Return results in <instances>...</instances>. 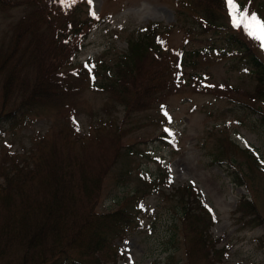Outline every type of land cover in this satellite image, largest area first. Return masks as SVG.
I'll return each mask as SVG.
<instances>
[{"label":"trees","instance_id":"obj_1","mask_svg":"<svg viewBox=\"0 0 264 264\" xmlns=\"http://www.w3.org/2000/svg\"><path fill=\"white\" fill-rule=\"evenodd\" d=\"M191 1L198 9L201 29L229 35L228 49L203 48L189 53L181 48L169 54L172 50L163 32H158L160 24H152L128 38L126 51L116 60L108 63L99 56L75 68V53L95 23L88 12L82 20L73 11L60 13L61 0H0V11L25 9L1 54L0 134L5 126H28L43 110L54 111L58 123L49 136L33 140L21 157L9 152L0 155V264L116 262L114 241L141 226L145 207L134 198L132 210L97 213L95 206L103 181L115 166L119 165L117 182L121 183L129 174L131 158L150 155L147 149L123 144L122 139L136 129L139 113L165 101L171 84L168 63L175 71L172 82L178 84L190 55H232L234 61L250 67L247 72L257 85L251 100L264 102V60L249 36L239 28L229 30L225 0ZM247 4L248 0L239 2L241 9ZM238 31L247 39L239 40ZM85 78L91 90L108 95L112 107L122 106L121 121L134 123L131 128L105 122L93 137L82 139L70 104L82 91ZM104 111L108 114V107ZM98 130H113L111 142L106 143ZM235 179L242 183L238 175ZM174 197L181 199L177 216L187 257L208 262L216 257L219 261L222 249L215 248L217 242L208 234L215 218L203 208L201 195L186 186L175 189ZM236 210L249 218L247 224H264L252 196L240 199ZM258 241L264 246V233Z\"/></svg>","mask_w":264,"mask_h":264},{"label":"rangeland","instance_id":"obj_2","mask_svg":"<svg viewBox=\"0 0 264 264\" xmlns=\"http://www.w3.org/2000/svg\"><path fill=\"white\" fill-rule=\"evenodd\" d=\"M193 2L92 0L90 4L89 0H66L60 13L73 11L82 20L87 10L95 13L91 14L95 23L75 53L73 66L99 56L108 63L116 60L126 51L128 38L136 37L152 24H160L158 32H163L172 50L169 54L181 48L189 53L203 48L228 49L229 35L201 29ZM246 8L264 20V0H248ZM24 15V8L0 11V62L13 26ZM226 24L231 32L238 29L231 19ZM170 26V33H165ZM239 30L247 35L243 27ZM236 33L242 36L236 35L239 40L247 39L240 31ZM249 42L264 60V48L252 38ZM168 68L171 84L165 101L139 113L136 129L122 139L123 144L147 149L150 155L131 158L129 174L121 183L117 182L119 165L115 166L105 177L95 206L97 213L132 210L136 203L133 200L142 197L146 208L141 226L126 233L122 240H115L116 262L107 264H264V246L258 241L264 224H247L249 218L236 210L240 199L252 196L264 219V102L251 100L257 85L247 72L250 67L234 61L232 55L199 52L188 57L178 84L171 79L173 65L168 63ZM3 81L1 78L0 105ZM88 84V79H83L82 91L68 100L82 139L93 137L96 128L105 122L122 129L134 125L123 124L122 106L112 107L106 93L91 90ZM55 115L54 111L43 110L28 126H5L0 135V155L10 151L21 157L33 140L49 136L53 127L57 128ZM109 116L111 119H107ZM97 133L106 143L111 142L113 130ZM235 175L242 183L236 181ZM189 185L202 194L205 208L216 217L208 234L217 242L215 248L222 249L219 261L216 257L208 262L186 255L177 216V201L181 199L174 197V190Z\"/></svg>","mask_w":264,"mask_h":264},{"label":"snow or ice","instance_id":"obj_3","mask_svg":"<svg viewBox=\"0 0 264 264\" xmlns=\"http://www.w3.org/2000/svg\"><path fill=\"white\" fill-rule=\"evenodd\" d=\"M61 2L65 3L66 0H61ZM72 2H75V0H72ZM89 3L91 4L92 0H89ZM226 5L233 26L238 28L243 27L246 34L253 40L259 42L261 48H264V20L259 19L256 13H249L246 7L241 9L236 3V0H226ZM91 14L95 16L94 12ZM77 130L79 129L77 128Z\"/></svg>","mask_w":264,"mask_h":264}]
</instances>
